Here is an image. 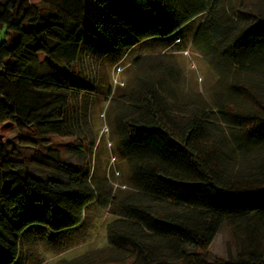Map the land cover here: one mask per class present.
<instances>
[{
	"label": "trees",
	"instance_id": "trees-1",
	"mask_svg": "<svg viewBox=\"0 0 264 264\" xmlns=\"http://www.w3.org/2000/svg\"><path fill=\"white\" fill-rule=\"evenodd\" d=\"M199 16L192 43L205 44L243 82L264 83V5L227 11L222 0H0V28L7 30L0 42V264L17 263L32 227L73 230L91 204L114 203L89 170L62 160L51 139L69 131L72 95L91 89L75 68L83 49L107 55L152 39L172 45ZM237 77L228 84L229 102L243 97ZM133 91L128 110H117L111 123L115 145L133 186L162 207L113 211L109 241L128 250L129 264H264V156L235 164L209 141L217 129L231 151L264 149V95L248 93L254 103L232 113L222 97L212 109L204 101L185 114L152 82L142 96ZM211 113L220 114L217 121ZM12 127L23 130L17 141L5 137ZM32 165L64 178L35 176ZM225 225L235 248L210 259L203 250Z\"/></svg>",
	"mask_w": 264,
	"mask_h": 264
},
{
	"label": "rangeland",
	"instance_id": "rangeland-1",
	"mask_svg": "<svg viewBox=\"0 0 264 264\" xmlns=\"http://www.w3.org/2000/svg\"><path fill=\"white\" fill-rule=\"evenodd\" d=\"M222 3L227 11L264 5V1L260 0H222ZM203 18L204 16H199L192 21L181 32L180 41H175L172 45H168L164 39H152L139 43L130 50L112 51L107 55L89 48L83 49L75 68L79 78L89 84L91 89L89 92L77 91L72 95L67 118L69 131L66 135L52 136L51 139L60 150L62 160L89 170L104 194L111 191V195H115L114 203L111 207L91 204L85 211L82 225L73 230L53 234L48 229L32 227L21 238L16 264L130 263L128 250L108 239L107 224L117 218L113 211L119 212L124 205L135 203L162 207L144 197L133 186L130 165L115 145L111 123L117 110H128L133 89L140 90L137 96H142L146 86L152 82L156 90L164 93L172 109L181 113L186 111L185 114L191 113L193 109L198 111L204 101H208L209 108L212 109L215 100L222 97L228 101L227 108L232 113L239 105L247 107L254 103V98L248 93L255 95V92L260 91L264 95V83L247 79L243 82L233 68L224 65L225 61L220 56L209 55L204 48L205 44L192 43ZM6 32L5 27L0 28V42L6 37ZM215 63L220 68H216ZM236 77L238 79L235 82L245 87L237 90L241 91L243 97L229 102L232 100H227L226 97L228 84L234 82ZM258 77L264 82V73L258 74ZM157 80L174 87L175 94L163 91L156 83ZM218 115L220 114L216 116ZM216 116L211 113L209 119L217 121ZM211 131L209 141L217 144L219 152L223 150L224 154L230 155V161L236 162L235 164L264 156V149L250 154L231 151L223 143L222 132L217 129ZM20 133H23L22 129L12 127L5 132V137L15 139ZM22 150L32 152L28 147ZM30 172L44 179L64 178L35 165L30 166ZM235 243L231 227L225 225L203 252L210 259L225 257L228 247L234 249Z\"/></svg>",
	"mask_w": 264,
	"mask_h": 264
}]
</instances>
